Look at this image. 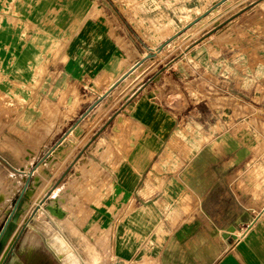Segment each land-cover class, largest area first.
I'll return each mask as SVG.
<instances>
[{
  "label": "crops",
  "instance_id": "crops-1",
  "mask_svg": "<svg viewBox=\"0 0 264 264\" xmlns=\"http://www.w3.org/2000/svg\"><path fill=\"white\" fill-rule=\"evenodd\" d=\"M93 7L0 0V98L20 125L35 104L38 122L31 139L21 127L11 145L42 161L41 175L50 171L52 194H67V208L72 194L86 195L93 241L110 249L103 264H264V154L249 138L219 131V59L199 56L205 42L169 57L177 43L141 38L125 9ZM138 71L148 79L87 139L91 97ZM63 96L68 110L58 111ZM39 244L15 254L21 264L54 263Z\"/></svg>",
  "mask_w": 264,
  "mask_h": 264
},
{
  "label": "rangeland",
  "instance_id": "rangeland-1",
  "mask_svg": "<svg viewBox=\"0 0 264 264\" xmlns=\"http://www.w3.org/2000/svg\"><path fill=\"white\" fill-rule=\"evenodd\" d=\"M102 2L120 15L125 9L128 13L123 20L127 26L148 42L160 43L166 39L177 43L175 49L168 52L169 57L178 54L179 48L200 42L208 43L199 56L204 61L211 57L219 59V76L214 79V83L218 82L220 92L219 131L229 129L237 137L249 138L252 152L264 154V0H92L93 9H100ZM148 74V71H138L110 89L109 96L102 99V104L98 103L89 112L91 126L87 139L96 136L103 121L109 117L108 120L111 119L139 84L148 79ZM99 97L92 96V104ZM19 100L24 102L23 99ZM11 105L17 106L18 103L11 101ZM34 105L20 125L17 120L19 115L10 110L3 97L0 98V264L19 235L9 259L15 254L22 255L26 249L37 247L30 242L26 247L22 246L29 234L37 239V243L40 242L38 248L48 255L47 261L57 264V259L52 256L54 247L48 240L49 236L47 239L45 237L55 233L61 234L71 245L70 255L76 264H103V258L110 257V249L108 244L100 247L102 241L99 244L93 241L98 230L97 233L91 231L87 225L91 210L85 209L83 205L86 195L72 194L74 199H71L69 208L66 206L68 195L65 193L53 195L52 191L46 202H42L51 191L55 179L49 170L41 175L42 167L37 169L42 161L28 159L31 154L27 155L24 147L11 145V142L18 144L17 141L24 136L26 129L21 127L28 126V139L33 136L38 124ZM54 105L59 111V107L67 108L69 101L63 96ZM69 112L61 113L62 117ZM55 115L58 116V113ZM55 115L50 116L51 124L54 123ZM27 182L25 199L16 207V201ZM88 189H91L89 185ZM51 202L58 207L62 203L63 219L47 206L52 205ZM39 204L41 207L32 216ZM13 216H16L15 220ZM8 228L10 232L5 237ZM77 254L83 260H86L84 254L87 255L88 262L83 263Z\"/></svg>",
  "mask_w": 264,
  "mask_h": 264
},
{
  "label": "bare ground",
  "instance_id": "bare-ground-1",
  "mask_svg": "<svg viewBox=\"0 0 264 264\" xmlns=\"http://www.w3.org/2000/svg\"><path fill=\"white\" fill-rule=\"evenodd\" d=\"M41 168V166L40 167H38V169L37 170H39ZM28 188V187H27ZM27 188H26V190H27ZM30 193H31V191H29L28 192V194H27V196L29 197V195H30ZM25 196H26V194H25ZM60 200V199H59ZM58 200V201H59ZM56 201V200H55ZM46 202V201H45ZM44 202V203H45ZM60 202V201H59ZM50 204H52V205H47V206H50V208H51V210L59 217V218H61V219H63L61 216L63 215V213H62V210H61V207H62V203L60 204V208L58 207V205L56 204V203H54V202H51ZM55 204L57 205L56 207H55ZM41 207V206H40ZM39 207V208H40ZM38 208V209H39ZM37 209V210H38ZM50 211V210H49ZM52 213V212H51ZM39 214V213H38ZM41 219H42V217H41ZM43 220V219H42ZM58 221V220H57ZM58 222H60V220L58 221ZM67 225V224H66ZM49 226V225H48ZM47 228V227H46ZM49 228V227H48ZM47 228V229H48ZM48 231V230H47ZM49 232V231H48ZM50 234V233H49ZM27 240H30V242L32 243V244H37V239H35L34 237H33V235L32 234H29L25 239H24V241L23 242H26ZM49 242H50V244L56 249V251L60 254V255H62V257H63V260H64V262L66 263V264H76L75 263V260H74V258H73V256H71L70 255V249H71V245L68 243V241L67 240H65V238L61 235V234H59V233H55V234H53L52 236H50V238H49ZM9 263V262H8ZM140 263V262H139ZM10 264H21V262H20V260H19V258L17 257V255H14V257H13V259L10 261Z\"/></svg>",
  "mask_w": 264,
  "mask_h": 264
},
{
  "label": "water",
  "instance_id": "water-1",
  "mask_svg": "<svg viewBox=\"0 0 264 264\" xmlns=\"http://www.w3.org/2000/svg\"><path fill=\"white\" fill-rule=\"evenodd\" d=\"M217 30V28L216 29H214V30H212V31H210L209 33H208V35H210L211 33H213L214 31H216ZM169 41H167V43H168ZM163 46L164 45H161L160 46V48H163ZM151 57H153V54H149L148 55V58H151ZM141 63H139L137 66H139ZM136 66V67H137ZM135 67V68H136ZM134 68V69H135ZM131 72H128V73H126L125 75H123L113 86H112V88L113 87H116V85H118L122 80H124L129 74H130ZM110 91H108L106 94H104V95H102V96H100L99 97V99L97 100V101H95L88 109H87V111L82 115V117H85L86 115H87V113L89 112V111H91L98 103H100L101 101H102V99L109 93ZM114 116V115H113ZM113 116L111 117V119L108 121V122H110L111 120H112V118H113ZM27 186H28V182H27V184H26V188H27ZM26 188L21 192V194L19 195V198L17 199V201H16V207H19L21 204H22V202H23V199H25V194H26ZM52 193V191H50L49 193H47L46 194V196H45V198L42 200V202H44L45 200H46V198L50 195ZM40 207V204L33 210V213H32V216H34L35 214H36V212H37V209ZM13 218H14V220L16 219V216H13ZM11 226H13V224L12 225H10V227ZM9 232H10V229L8 228L7 230H6V233L4 234V236L5 237H7V235L9 234ZM20 238V235L17 237V239H16V241L13 243V245H12V247L10 248V251H9V253L7 254V256L5 257V259L3 260V262L1 263V264H7L8 263V260H9V257H10V254L13 252V249H14V247H15V245L17 244V241H18V239Z\"/></svg>",
  "mask_w": 264,
  "mask_h": 264
},
{
  "label": "flooded vegetation",
  "instance_id": "flooded-vegetation-1",
  "mask_svg": "<svg viewBox=\"0 0 264 264\" xmlns=\"http://www.w3.org/2000/svg\"><path fill=\"white\" fill-rule=\"evenodd\" d=\"M23 245V244H22Z\"/></svg>",
  "mask_w": 264,
  "mask_h": 264
}]
</instances>
